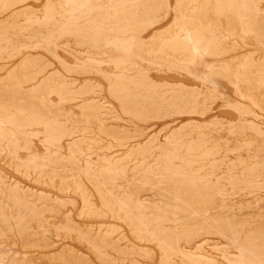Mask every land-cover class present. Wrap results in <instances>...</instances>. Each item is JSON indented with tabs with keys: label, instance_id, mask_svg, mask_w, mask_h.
<instances>
[{
	"label": "rangeland",
	"instance_id": "374dc122",
	"mask_svg": "<svg viewBox=\"0 0 264 264\" xmlns=\"http://www.w3.org/2000/svg\"><path fill=\"white\" fill-rule=\"evenodd\" d=\"M0 264H264V0H0Z\"/></svg>",
	"mask_w": 264,
	"mask_h": 264
},
{
	"label": "bare ground",
	"instance_id": "6f19581e",
	"mask_svg": "<svg viewBox=\"0 0 264 264\" xmlns=\"http://www.w3.org/2000/svg\"><path fill=\"white\" fill-rule=\"evenodd\" d=\"M232 4V3H231Z\"/></svg>",
	"mask_w": 264,
	"mask_h": 264
}]
</instances>
